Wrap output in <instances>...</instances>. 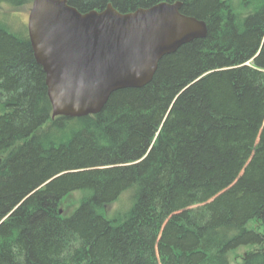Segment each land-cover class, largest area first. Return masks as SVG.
Listing matches in <instances>:
<instances>
[{
  "label": "trees",
  "instance_id": "16d2710c",
  "mask_svg": "<svg viewBox=\"0 0 264 264\" xmlns=\"http://www.w3.org/2000/svg\"><path fill=\"white\" fill-rule=\"evenodd\" d=\"M33 1L0 0V264H230L244 247L240 264H264V0H66L180 2L207 36L97 115L53 120L17 15Z\"/></svg>",
  "mask_w": 264,
  "mask_h": 264
},
{
  "label": "water",
  "instance_id": "95a60500",
  "mask_svg": "<svg viewBox=\"0 0 264 264\" xmlns=\"http://www.w3.org/2000/svg\"><path fill=\"white\" fill-rule=\"evenodd\" d=\"M180 9V2H163L125 14L111 5L81 14L66 0H34L26 27L51 119L97 115L114 92L148 85L163 57L205 38L206 24Z\"/></svg>",
  "mask_w": 264,
  "mask_h": 264
},
{
  "label": "rangeland",
  "instance_id": "374dc122",
  "mask_svg": "<svg viewBox=\"0 0 264 264\" xmlns=\"http://www.w3.org/2000/svg\"><path fill=\"white\" fill-rule=\"evenodd\" d=\"M29 9L30 8H27L26 10H20L17 14L19 18L23 22H25L24 24H26L27 22ZM5 14H12V12H10L8 8H6L5 6H0V16L5 15ZM80 197H81L80 193L74 192L61 201L60 206H61V211L63 212V215H67L79 205ZM125 206H127V197L125 194H123L119 202H116L114 204H111L105 207L104 209L105 218H109L110 214H112L113 212ZM248 251H249V248L244 247V248H240L237 251L231 253L230 254V264H240L241 256L244 255Z\"/></svg>",
  "mask_w": 264,
  "mask_h": 264
}]
</instances>
